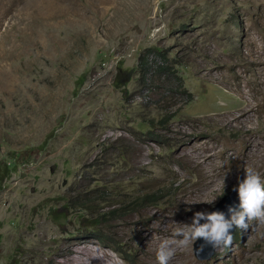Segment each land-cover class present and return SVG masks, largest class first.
Segmentation results:
<instances>
[{
	"label": "rangeland",
	"instance_id": "374dc122",
	"mask_svg": "<svg viewBox=\"0 0 264 264\" xmlns=\"http://www.w3.org/2000/svg\"><path fill=\"white\" fill-rule=\"evenodd\" d=\"M263 91L264 0H0V264H158L165 240L168 264H264L255 218L209 258L180 243L264 180Z\"/></svg>",
	"mask_w": 264,
	"mask_h": 264
},
{
	"label": "clouds",
	"instance_id": "9594fccd",
	"mask_svg": "<svg viewBox=\"0 0 264 264\" xmlns=\"http://www.w3.org/2000/svg\"><path fill=\"white\" fill-rule=\"evenodd\" d=\"M224 186V180L220 182ZM238 194V206L227 205V211H198L194 213L189 231L183 233L184 239L181 244L188 243L203 238L205 244L217 246L231 244L233 227L247 229V220L257 219L264 223V180L261 174L252 167H247L244 171V178L239 179L233 188ZM227 216V218H226ZM203 219L206 222L199 224ZM173 255V249L167 240L163 241L156 253L158 264H168Z\"/></svg>",
	"mask_w": 264,
	"mask_h": 264
},
{
	"label": "bare ground",
	"instance_id": "6f19581e",
	"mask_svg": "<svg viewBox=\"0 0 264 264\" xmlns=\"http://www.w3.org/2000/svg\"><path fill=\"white\" fill-rule=\"evenodd\" d=\"M68 10L69 9L65 8L64 11H63V12H65L67 14L68 17L69 16L70 17H75L76 16V14L73 13L74 11L73 12L71 11L72 9L69 10V11ZM80 16H82V14H80ZM66 19H67V17H66ZM68 19H70V18H68ZM240 90H242V88ZM251 106H254V104H252V102L245 101L244 105H243V107L241 109L233 111L232 113L227 112L225 114H222L221 116L217 117V121H220V122H223V123L227 122V123H230L232 126H235V125H238V124L245 125V124H247L249 122V117H250L249 116V112L253 110V108ZM245 139H246V137L243 140H245ZM185 152L186 151H184L182 153H185ZM193 153H191V154H193ZM192 156L195 159V167H199L200 165H204V170H203L202 176H201L200 179H198V180H200L198 182L206 183V186L208 187V185L210 183L218 181V176H220L223 171L221 170V171L216 172L217 170L216 171L214 170V166L215 165L214 164H211V165L209 164V162H212V160H214L213 158L215 157V156H213V154L211 152V149L208 148L207 151H206V154L203 157L201 155H199V154H195V155H192ZM188 163H194V160L192 159L190 154H188ZM209 168H211V169H209ZM208 170H210V171H208ZM198 187L199 186H197V188ZM193 189H195V188H193ZM200 189H202V188H200ZM200 189L197 192L195 191V193L201 199L205 198L208 195V192H212L213 191V189H211V188H207V189L204 188L202 190H200ZM86 243L87 242L85 241V244ZM70 250H74V248H71ZM105 257L106 258L108 257L107 259L112 260V258L109 255L105 254Z\"/></svg>",
	"mask_w": 264,
	"mask_h": 264
},
{
	"label": "water",
	"instance_id": "95a60500",
	"mask_svg": "<svg viewBox=\"0 0 264 264\" xmlns=\"http://www.w3.org/2000/svg\"><path fill=\"white\" fill-rule=\"evenodd\" d=\"M237 192L236 191H232L228 196L224 197L221 202H219V204L213 208L210 212L212 211H227L226 206L227 205H233L234 206V202L236 200L235 197H237ZM227 218V216H226ZM206 221L201 219L200 224H204ZM234 227L231 230L233 233ZM216 246H213L212 244H205L203 238H199L198 242L196 243V248H195V252H196V256L199 259H204V258H209L210 255L212 254V252L214 251ZM206 250H208L207 253Z\"/></svg>",
	"mask_w": 264,
	"mask_h": 264
},
{
	"label": "trees",
	"instance_id": "16d2710c",
	"mask_svg": "<svg viewBox=\"0 0 264 264\" xmlns=\"http://www.w3.org/2000/svg\"><path fill=\"white\" fill-rule=\"evenodd\" d=\"M233 237H234L236 240H238V239H237L238 236H237V233H236V232L233 234Z\"/></svg>",
	"mask_w": 264,
	"mask_h": 264
}]
</instances>
